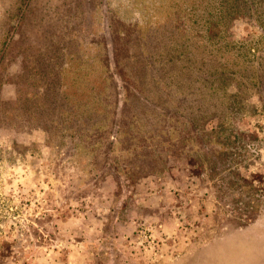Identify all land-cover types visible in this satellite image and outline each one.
Listing matches in <instances>:
<instances>
[{
  "label": "rangeland",
  "instance_id": "374dc122",
  "mask_svg": "<svg viewBox=\"0 0 264 264\" xmlns=\"http://www.w3.org/2000/svg\"><path fill=\"white\" fill-rule=\"evenodd\" d=\"M0 264H264V0H0Z\"/></svg>",
  "mask_w": 264,
  "mask_h": 264
}]
</instances>
